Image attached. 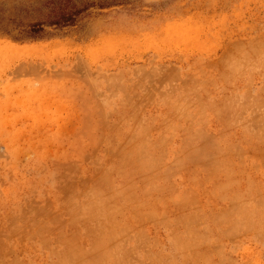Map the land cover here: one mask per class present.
I'll list each match as a JSON object with an SVG mask.
<instances>
[{
  "label": "rangeland",
  "instance_id": "374dc122",
  "mask_svg": "<svg viewBox=\"0 0 264 264\" xmlns=\"http://www.w3.org/2000/svg\"><path fill=\"white\" fill-rule=\"evenodd\" d=\"M263 67L264 0H0V264H264Z\"/></svg>",
  "mask_w": 264,
  "mask_h": 264
},
{
  "label": "bare ground",
  "instance_id": "6f19581e",
  "mask_svg": "<svg viewBox=\"0 0 264 264\" xmlns=\"http://www.w3.org/2000/svg\"><path fill=\"white\" fill-rule=\"evenodd\" d=\"M258 43H259V42H258ZM242 45H243V44H242ZM243 46H244V45H243ZM252 47H253V46H252ZM241 48H242V47H241ZM243 48H244V47H243ZM262 48H263V47H262ZM260 49H261V48H260ZM251 50H252V49H251ZM241 51H242V50H241ZM257 51H259V50H257ZM227 52H228V51H227ZM251 52H252V51H251ZM233 53H234V52H233ZM233 53H232V54H233ZM246 53H248V52H246ZM249 53H250V52H249ZM252 55H253V54H252ZM261 55H262V54H261ZM228 59H229V58H228ZM253 59H254V58H253ZM229 60H230V59H229ZM231 60H232V59H231ZM241 60H242V59H241ZM254 60H256V59H254ZM243 61H244V60H243ZM249 61H250V60H249ZM236 62H237V61H236ZM250 62H251V61H250ZM225 63H226V62H225ZM251 64H253V63H251ZM228 65H229V64H228ZM256 65H257V64H256ZM231 67H232V66H231ZM263 68H264V67H263ZM232 70H233V69H232ZM239 70H240V69H239ZM226 73H227V72H226ZM238 74H239V73H238ZM260 74H261V73H260ZM223 75H224V74H223ZM225 75H226V74H225ZM232 75H233V74H232ZM230 77H231V76H230ZM227 78H228V77H227ZM207 79H208V78H207ZM197 80H198V79H197ZM219 80H220V79H219ZM225 80H226V79H225ZM169 81H170V80H169ZM204 82H205V81H204ZM170 83H171V82H170ZM175 83H176V81H175ZM192 83H193V82H192ZM201 83H202V82H201ZM208 83H209V82H208ZM148 84H149V83H148ZM230 84H231V83H230ZM186 86H188V85H186ZM213 86H214V85H213ZM215 86H216V85H215ZM166 87H167V86H166ZM214 88H215V87H214ZM159 89H160V88H159ZM167 89H168V88H167ZM171 89H172V86H171ZM216 89H217V88H216ZM169 90H170V89H169ZM196 90H197V89H196ZM206 90H207V89H206ZM206 90L204 89V92H205ZM260 90H261V89H260ZM170 91H171V90H170ZM168 92H169V91H167V93H168ZM160 93H161V92H160ZM167 93H166V94H167ZM169 93H170V92H169ZM200 93H201V92H200ZM200 93H199V95L201 96ZM167 95H169V94H167ZM167 95H166V96H167ZM187 97H188V96H187ZM168 98H169V97H168ZM143 99H144V98H143ZM180 99H181V98H180ZM178 100H179V99H178ZM217 100H218V99H217ZM163 101H164V100H163ZM210 101H212V100H210ZM249 101H250V100H249ZM151 102H152V101H151ZM184 102H185V100H184ZM215 102H216V101H215ZM200 103H201V102H200ZM225 103H226V102H225ZM205 104H206V103H205ZM253 104H255V103H253ZM261 104H262V103H261ZM224 105H225V104H224ZM172 106H173V105H172ZM251 106H252V105H251ZM174 107H175V106H174ZM179 107H180V106H179ZM262 107H263V106H262ZM177 108H178V107H177ZM203 108H204V107H203ZM225 108H226V107H225ZM225 108H224V109H225ZM263 108H264V107H263ZM178 109H179V108H178ZM185 109H186V108H185ZM204 109H205V108H204ZM254 109H255V108H254ZM213 110H214V109H213ZM216 110H217V109H216ZM225 110H226V109H225ZM259 110H260V109H259ZM259 110H258V111H259ZM261 110H262V109H261ZM124 111H125V110H124ZM135 111H136V110H135ZM226 112H227V111H226ZM263 112H264V111H263ZM137 113H138V112H137ZM169 113H170V112H169ZM185 113H186V112H185ZM232 113H233V112H232ZM123 115H124V114H123ZM123 115H122V116H123ZM130 115H131V114H130ZM133 116H134V115H133ZM223 116H224V115H223ZM251 116H252V115H251ZM134 118H135V117H134ZM168 118H169V117H168ZM235 118H236V117H235ZM125 119H126V118H125ZM127 120H128V119H127ZM169 120H170V119H169ZM225 120H226V119H225ZM140 121H141V120H140ZM229 121H230V120H229ZM171 122H172V121H171ZM257 122H258V121H257ZM119 125H120V124H119ZM137 125H138V124H137ZM144 127H145V126H144ZM171 127H172V126H171ZM259 128H260V127H259ZM250 129H252V128H250ZM184 130H185V129H184ZM256 130H257V129H256ZM203 132L205 133V131H203ZM254 132H255V131H254ZM256 135H257V134H256ZM203 136H204V135H203ZM251 136H252V135H251ZM121 137H122V136H121ZM125 137H126V136H125ZM163 137H164V136H163ZM163 137H162V138H163ZM205 137L207 138L206 135H205ZM164 138H165V137H164ZM170 138H171V137H170ZM165 139H166V138H165ZM187 139H188V138H187ZM256 139H258V138H256ZM132 140H133V139H132ZM130 141H131V140H130ZM133 141H134V140H133ZM186 141H187V140H186ZM190 141H191V140H190ZM204 141H205V140H204ZM215 141H216V140H215ZM220 141H221V140H220ZM165 142H166V141H165ZM183 142H184V141H183ZM200 142H201V140H200ZM216 142H217V141H216ZM257 142H258V141H257ZM263 142H264V141H263ZM139 143H140V142H139ZM201 143H202V142H201ZM205 143H206V141H205ZM214 143H215V142H214ZM247 143H248V141H247ZM128 144H129V143H128ZM186 144H187V143H186ZM237 144H238V143H237ZM132 145H133V144H132ZM156 145H158V144H156ZM207 145H208V144H207ZM209 145H210V144H209ZM123 146H125V145H123ZM188 146H189V145H188ZM193 146H194V145H193ZM213 146H214V145H213ZM136 147H137V145H136ZM158 147H159V146H158ZM199 147H200V146H199ZM204 147H205V146H203V147L200 148L201 151H202L203 149H205ZM214 147H216V146H214ZM239 147H240V149H241V146H239ZM202 148H203V149H202ZM218 148H219V147H218ZM114 149H115V148H114ZM138 149H139V148H138ZM207 149H208V146H207ZM207 149H206V150H207ZM209 149H210V148H209ZM165 150H166V149H165ZM206 150H205V151H206ZM198 151H199V150H198ZM198 151H197V154H198L199 152H201V151H199V152H198ZM207 151H208V150H207ZM218 151H219V150H218ZM218 151H217V152H218ZM240 151H241V150H240ZM136 152H137V150H136ZM140 152H143V151L141 150ZM163 152H164V151H163ZM195 152H196V151H194V153H195ZM208 152H209V151H208ZM208 152H207V155H208ZM257 152H258V151H257ZM128 153H129V152H128ZM131 153H132V152H131ZM147 153H148V151H147ZM202 153H203V152H202ZM204 153H205V152H204ZM239 153H240V152H239ZM136 154H137V153H136ZM138 154H139V153H138ZM140 154L142 155L143 153H140ZM149 154H150V153H149ZM190 154H191V153H190ZM197 154H196V155H197ZM199 154H200V153H199ZM241 154H242V153H241ZM134 155H135V154H134ZM191 155L193 156V153H192ZM191 155H190V156H191ZM207 155H206V157H207ZM212 155H213V154H212ZM130 156H131V155H130ZM136 156H138V155H136ZM136 156H135V157H136ZM142 156H143V155H142ZM144 156L146 157V155H144ZM147 156H148V155H147ZM198 156H200V155H198ZM140 157H141V156H140ZM145 157H144V158H145ZM209 157H210V155H209ZM214 157L216 158V159H215L216 161L219 159V158L217 159L216 156H214ZM239 157H240V156H239ZM127 158H129V157H127ZM148 158H149V156H148ZM137 159H138V161H139L140 158L138 157ZM154 159H155V157H154ZM161 159H162V158H161ZM175 159H176V158H175ZM201 159H202V158H201ZM140 160H141V161H145V160H142V159H140ZM150 160H152V159H150ZM150 160H149V162H150ZM155 160H157V159H155ZM180 160H182V159L179 158V161H178V160H176V161L180 162ZM203 160H204V159H203ZM215 160H213V161H215ZM120 161H121V159H120ZM126 161H127V160H126ZM152 161H154V160H152ZM152 161L150 162V164L148 163L150 169H151V166H153V165H151V163H153ZM218 161H219V160H218ZM156 162H157V161H156ZM188 162H189V161H188ZM210 162H212V161H210ZM142 163H144V162H142ZM214 163H215V162H213V164H214ZM146 164H147V163H144V167H145V166H148V165H146ZM153 164H154V163H153ZM188 164H189V163H188ZM155 165H156V164H155ZM180 165H181V164H180ZM182 165H183V164H182ZM141 166H143V165H141ZM178 166H179V165H178ZM182 167H184V166H181V168H182ZM218 167H220V166H218ZM178 168H179V167H178ZM143 169H144V168H143ZM146 169H147V167H146ZM168 169H169V168H168ZM132 170H133V169H132ZM148 170H149V168H148ZM175 170H176V169H175ZM179 170H181V169H179ZM150 171H151V170H150ZM170 171H171V168H170ZM170 171H169V172H170ZM147 172H148V171H147ZM151 172H152V171H151ZM174 172H175V171H174ZM165 173H166V172H165ZM143 174H145V172H144ZM75 175H76V174H75ZM149 175H150V174H149ZM168 175H169V174H168ZM173 175H174V174H173ZM193 176H194V175H193ZM152 177H153V176H152ZM146 178H148V177H146ZM146 178H145V179H146ZM106 180H107V179H106ZM152 180H153V179H152ZM195 180H196V179H195ZM229 181H230V180H229ZM132 182H133V181H132ZM169 182H170V181H169ZM231 182H232V181H231ZM235 182H236V181H235ZM148 183H149V181H148ZM224 184H226V183H224ZM224 184H222V185H224ZM238 184H240V182H239ZM77 186H78V185H77ZM153 186H154V185H153ZM150 187H151V186H150ZM155 187H158V186L155 185ZM218 187H219V186H218ZM225 187H226V186H225ZM152 188L155 189L154 187H152ZM152 188H151V189H152ZM223 188H224V186H223ZM144 189H145V188H144ZM151 189H150L149 191H151ZM141 190H142V189H141ZM157 190H158V189H157ZM219 190H220V189H219ZM144 191H145V190H144ZM92 193H93V192H92ZM88 195H89V194H88ZM92 196H93V195H92ZM96 196H97V195H96ZM96 196H95V197H96ZM110 196H111V194H110ZM173 196H174V195H173ZM222 196H223V195H222ZM93 197H94V196H93ZM168 198H169V197H168ZM218 198H219V197H218ZM222 198H223V197H222ZM240 198H241V197H240ZM87 199H88V198H87ZM103 199H105V198H103ZM85 200H86V199H85ZM88 200H89V199H88ZM239 200H240V199H239ZM195 201H196V200H195ZM89 202H90V201H89ZM97 202H98V201H97ZM92 203H93V202H92ZM180 203H182V202H180ZM194 203H195V202H194ZM263 203H264V202H263ZM86 204H87V203H86ZM238 204H239V203H238ZM240 204H241V203H240ZM87 205H88V204H87ZM92 205H95V204L93 203ZM74 206H75V205H74ZM74 206H73V207H74ZM85 206H86V205H85ZM71 207H72V206H71ZM76 207H77V206H76ZM82 207H83V206H82ZM89 207H91V204H90ZM235 207H236V206H235ZM232 208H233V207H232ZM236 208H237V207H236ZM238 209H239V208H237V210H238ZM70 211H71V210H70ZM234 211H235V210H234ZM242 211H243V209H242ZM232 212H233V211H232ZM152 213H153V212H152ZM154 213H155V212H154ZM236 213H237V211H236ZM240 213H241V212H240ZM250 213H251V212H250ZM256 213H257V212H256ZM93 214H94V213H93ZM107 214H108V213H107ZM145 214H146V213H145ZM238 214H239V213H238ZM146 215H147V214H146ZM241 216H242V215H241ZM95 217H96V216H95ZM153 217H154V216H153ZM245 217H246V216H245ZM78 218H79V215H78ZM243 218H244V217L242 216L241 219H243ZM74 219H75V218H74ZM95 219H96V218H95ZM151 219H152V218H151ZM219 219H220V218H219ZM236 219H237V218H236ZM236 219H234V220H236ZM191 220H192V219H191ZM239 220H240V219H239ZM239 220H238V221H239ZM192 221H194V220H192ZM154 222H156V221H154ZM194 222H195V221H194ZM236 222H237V221H236ZM239 222H240V221H239ZM241 222H242V224H243V222H245V221H242V220H241ZM178 223H179V222H178ZM245 223H246V222H245ZM254 223H255V222H254ZM261 223H263V222L261 221ZM251 224H252V222H251ZM236 225H238V224H236ZM65 226H66V225H65ZM188 226H190V225H188ZM233 227H235V226H233ZM242 227H243V226H242ZM59 228H60V227H59ZM235 228H236V227H235ZM248 228H249V227H248ZM236 229H237V228H236ZM239 229H240V228H239ZM249 229H250V228H249ZM250 230H251V229H250ZM121 231H123V229L120 230L119 234L121 233ZM246 231H247V230H246ZM126 232H127V231H126ZM226 232H227V230H226ZM119 234H118V235H119ZM126 234H127V233H126ZM203 234H205V233H203ZM256 234H257V233H256ZM200 235H202V234H199V236H200ZM259 235H260V234H259ZM124 236H125V235H124ZM145 236H146V235H145ZM203 236H204V235H203ZM224 236H225V235H224ZM27 237H28V236H27ZM119 237H120V236H119ZM119 237H118V238H119ZM114 238H115V237H114ZM138 238H139V237H138ZM141 238H142V236H141ZM111 239H112V237H111ZM187 240H188V239H187ZM110 241L112 242L113 240H110ZM116 241H117V240H116ZM120 242H122V241H120ZM142 242H143V241H142ZM148 242H149V241H148ZM108 243H109V241H108ZM117 243H118V241H117ZM140 243H141V242H140ZM184 243H188V242L185 241ZM125 244H126V243H125ZM135 244H136V243H135ZM141 244H143V243H141ZM179 244H180V242H179ZM106 245H107V243H106ZM138 245H139V244H138ZM146 245H147V244H146ZM155 245H156V243H155ZM155 245H154V246H155ZM112 246H113V245H112ZM114 246H115V245H114ZM114 246H113V247H114ZM156 246H157V245H156ZM182 246H183V245H182ZM197 246H198V245H197ZM125 247H126V246H125ZM140 247H141V246H140ZM183 247H184V246H183ZM185 247H186V246H185ZM185 247H184V248H185ZM194 247H195V246H194ZM129 248H130V247H129ZM125 249H126V248H125ZM216 249H217V248H216ZM122 250H123V248H122ZM127 250H128V249H127ZM129 250H130V249H129ZM131 250H132V249H131ZM150 251H151V250H150ZM71 252H72V251H71ZM116 252H117V249H116ZM116 252H115V253H116ZM65 253H66V252H65ZM83 253H84V252H83ZM83 253H82V256H81L80 258H83V256H84ZM119 253H120V252H119ZM134 253L136 254V252H134ZM160 253H161V252H160ZM71 254H72V253H71ZM84 254H87V253H84ZM152 254H153V255H156V254H154V253H152ZM69 255H70V253H68V256H69ZM125 255H127V253H126ZM153 255H151V256H153ZM68 256H67V257H68ZM70 256H71V255H70ZM72 256H73V255H72ZM107 256H108V255H107ZM107 256H106V257H107ZM112 256H113V255H112ZM121 256H122V255H121ZM123 256H124V255H123ZM128 256H129V255H128ZM106 257H105V258H106ZM130 257H131V256H130ZM68 258H69V257H68ZM72 258H73V257H72ZM80 258H79V259H80ZM128 258H129V257H128ZM76 259H77V258H76ZM115 259H117V258H115ZM123 260H125V259L123 258ZM135 260H136V259H135ZM156 260H157V259H156ZM159 261H160V260H159ZM118 262H120V261H118ZM120 263L122 264V262H120ZM127 263H128V262H127ZM138 263H139V262H138ZM140 263H141V262H140ZM151 263H152V262H151ZM151 263H150V264H151ZM133 264H134V262H133Z\"/></svg>",
  "mask_w": 264,
  "mask_h": 264
},
{
  "label": "trees",
  "instance_id": "16d2710c",
  "mask_svg": "<svg viewBox=\"0 0 264 264\" xmlns=\"http://www.w3.org/2000/svg\"><path fill=\"white\" fill-rule=\"evenodd\" d=\"M50 17H51L50 25L66 26L68 24H72V22L74 21L73 17L65 13L56 14V16H54L53 18L52 16ZM45 33L46 32H45V28L43 27V24L35 23L32 25V27L29 30H26L25 32H23V34H21L20 36L21 38H17V39L26 38L31 40H37L44 37Z\"/></svg>",
  "mask_w": 264,
  "mask_h": 264
}]
</instances>
